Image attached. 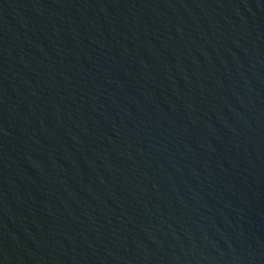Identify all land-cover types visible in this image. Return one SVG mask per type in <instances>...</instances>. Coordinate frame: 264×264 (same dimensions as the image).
Wrapping results in <instances>:
<instances>
[{"label":"water","instance_id":"obj_1","mask_svg":"<svg viewBox=\"0 0 264 264\" xmlns=\"http://www.w3.org/2000/svg\"><path fill=\"white\" fill-rule=\"evenodd\" d=\"M0 264H264V0H0Z\"/></svg>","mask_w":264,"mask_h":264}]
</instances>
